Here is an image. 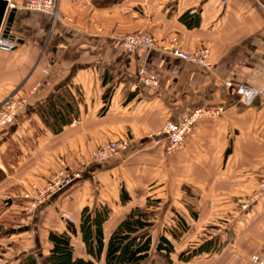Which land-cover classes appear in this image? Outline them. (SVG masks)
Here are the masks:
<instances>
[{
    "label": "crops",
    "instance_id": "crops-1",
    "mask_svg": "<svg viewBox=\"0 0 264 264\" xmlns=\"http://www.w3.org/2000/svg\"><path fill=\"white\" fill-rule=\"evenodd\" d=\"M7 1L17 9V45L0 51V110L24 105L0 131V264L27 256L47 264L50 233H68L75 256L95 261L83 215L93 226L105 215L107 242L135 208L153 214L152 263L162 264L156 246L166 235L172 264H252L264 245V0H59L56 18L23 10L27 0ZM136 32L156 48L129 52L122 40ZM174 47L208 49L211 67L174 57ZM140 70L158 86L140 83ZM241 85L258 92L252 104L240 101ZM199 107L224 112L168 153L163 126ZM116 141L124 144L118 158L93 161ZM61 170L79 178L27 210L24 194ZM180 218L188 229L174 238Z\"/></svg>",
    "mask_w": 264,
    "mask_h": 264
},
{
    "label": "built area",
    "instance_id": "built-area-1",
    "mask_svg": "<svg viewBox=\"0 0 264 264\" xmlns=\"http://www.w3.org/2000/svg\"><path fill=\"white\" fill-rule=\"evenodd\" d=\"M218 1L224 5L228 2V0ZM58 4L59 0H27L22 9L28 12L42 13L56 18ZM122 42L129 52H133L138 48H156L154 38L143 32L130 34L126 36ZM16 45L14 39L6 38L0 33V51L6 53L12 52L16 48ZM170 53L180 60L195 63L206 68L211 67L208 49L202 48L193 53H189L181 48L174 47L171 49ZM138 81L149 87L158 86L157 78L144 70L138 72ZM228 86H230V84H228ZM236 92L240 101L244 104H252L258 96L257 91L243 85L238 86ZM23 105L22 101L13 100L9 101L4 108L0 110V131L14 122L17 113ZM223 112L224 110L221 107H199L179 123H166L160 134L164 135L167 139V152L172 154L184 149L187 138L200 128L204 120L217 119L223 115ZM123 146L124 144L120 141L107 143L102 147H99L93 153L92 159L98 163L116 159L120 156ZM78 178V174L68 175L65 171L61 170L51 177L44 189H39L36 186H33L30 191H27L24 194V198L31 201L30 207H27V210L32 212L33 209L44 204L50 197L61 192ZM260 190L261 193L264 192V179L261 181ZM34 192L35 195H33ZM247 207L248 204L246 203L244 208ZM63 219L70 224H74V220L69 213H64ZM253 263L264 264V245Z\"/></svg>",
    "mask_w": 264,
    "mask_h": 264
},
{
    "label": "trees",
    "instance_id": "trees-1",
    "mask_svg": "<svg viewBox=\"0 0 264 264\" xmlns=\"http://www.w3.org/2000/svg\"><path fill=\"white\" fill-rule=\"evenodd\" d=\"M109 2L110 0H94L96 6L107 5ZM104 216L100 213L93 226L90 217L83 215V237L87 250L95 256V261L75 256V248L68 233H50L48 241L51 249L46 259L47 264H97L103 253H105V264H155L149 263L153 249L152 236L149 232L153 225L152 212L140 208L132 209L111 233L107 242L103 229ZM68 226L70 234H74L75 224L68 223ZM187 229L186 223L180 218L178 227L170 229V234L177 238L178 234L186 232ZM211 245L208 243L205 246L185 250L179 254V259L187 261L198 252L205 250V247L209 249ZM156 252L160 255L162 264H172L171 255L174 254L175 247L166 235L161 236ZM20 264L38 263L33 256H27Z\"/></svg>",
    "mask_w": 264,
    "mask_h": 264
},
{
    "label": "water",
    "instance_id": "water-1",
    "mask_svg": "<svg viewBox=\"0 0 264 264\" xmlns=\"http://www.w3.org/2000/svg\"><path fill=\"white\" fill-rule=\"evenodd\" d=\"M16 13L17 9L10 7L7 0H0V33L2 36L14 39L11 35V29L15 22Z\"/></svg>",
    "mask_w": 264,
    "mask_h": 264
},
{
    "label": "rangeland",
    "instance_id": "rangeland-1",
    "mask_svg": "<svg viewBox=\"0 0 264 264\" xmlns=\"http://www.w3.org/2000/svg\"><path fill=\"white\" fill-rule=\"evenodd\" d=\"M149 263H151V261H149ZM252 264H254V263H252Z\"/></svg>",
    "mask_w": 264,
    "mask_h": 264
}]
</instances>
